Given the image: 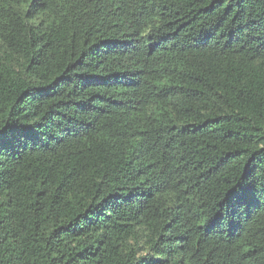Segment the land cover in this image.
I'll return each instance as SVG.
<instances>
[{
  "label": "trees",
  "instance_id": "16d2710c",
  "mask_svg": "<svg viewBox=\"0 0 264 264\" xmlns=\"http://www.w3.org/2000/svg\"><path fill=\"white\" fill-rule=\"evenodd\" d=\"M0 264H264V0H0Z\"/></svg>",
  "mask_w": 264,
  "mask_h": 264
}]
</instances>
